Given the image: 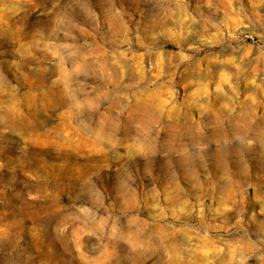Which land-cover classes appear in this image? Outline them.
<instances>
[{
  "label": "rangeland",
  "instance_id": "1",
  "mask_svg": "<svg viewBox=\"0 0 264 264\" xmlns=\"http://www.w3.org/2000/svg\"><path fill=\"white\" fill-rule=\"evenodd\" d=\"M255 2L254 9L253 0H242L245 12L252 19L251 22L244 20L248 27L234 29L235 39L221 23L226 7L221 0H213L212 7L206 0H183L182 3L107 0L110 13L120 12L111 29L101 16L99 29L82 25L85 31L72 28L67 36L68 29L53 35L54 25L50 21L62 9L77 19L75 6L68 7L71 0H30L25 6L26 12L19 17L0 18V119L9 115L10 108L19 114L18 120L8 121L9 131L0 135V236L14 246H21L25 228L30 224L36 253L49 254L45 264H61L51 258L56 249L47 241L41 225L47 218L62 213L63 192L89 181L93 185L88 189L90 195L102 201L106 208L114 207V214L121 217L117 227L123 235L132 243H145L143 250H129L120 264H206L202 252L193 255L187 249L201 243L196 233L203 235L206 228L215 239L217 225L222 221L230 223L232 212L242 210L245 228L252 232L253 224L249 223L252 209L264 203V182L257 179L253 162H249L243 176L230 169V186L221 188L213 178L214 186L210 187L201 178L202 186L195 189H190L183 179L178 183L157 182L153 188L140 172L138 163L127 159L116 167L111 164L101 167L94 160L84 166L81 160L104 154L87 141L77 146L57 139L56 133L62 128H66L65 138L72 136V129L67 127V118L58 112V97L64 92V84L53 85L52 81L61 76L59 58L54 52L61 45H71L70 49L60 48L66 67L70 69L72 61L82 55L89 56V63L98 60L117 82L122 77L120 90L131 99L134 113L148 116L163 112L165 119L178 116L183 122L185 117L199 120L205 109L215 113L222 104L234 101L237 113L247 110L249 118L259 124L264 121V4ZM81 3L87 8L95 0H81ZM233 6L239 9L240 0ZM185 15L191 18L181 23ZM228 23L231 25V21ZM69 52L75 55L69 57ZM181 52L191 59L182 61ZM248 52L250 55H246ZM225 76L230 78L235 91L225 83L223 93H218L216 88ZM252 80L255 84L250 83ZM82 83L89 92L105 86L98 72ZM113 89L110 86L108 90ZM250 96L255 97L254 113ZM127 103L121 96L111 102L104 101L101 110L114 114L116 108ZM172 105L176 107L169 117L166 113ZM45 120L57 123L43 128L41 124ZM12 131L20 133V139H7ZM21 144L23 154H18ZM54 146L64 156L62 169L42 159ZM74 154L75 162L71 158ZM125 168L132 179L124 173ZM152 178L156 179L154 169ZM114 184L118 196L113 195ZM25 186L33 198H29ZM240 189H245L243 198ZM155 191L159 193L158 199L154 197ZM225 195L233 199L229 203L231 211L222 216L215 210ZM122 205L125 206L121 208ZM104 214L103 209L98 213ZM173 248L175 251L169 259L166 249ZM121 254L122 249L118 248L115 255ZM74 260L88 264L87 257L76 256ZM91 264H109V261L101 258Z\"/></svg>",
  "mask_w": 264,
  "mask_h": 264
},
{
  "label": "clouds",
  "instance_id": "2",
  "mask_svg": "<svg viewBox=\"0 0 264 264\" xmlns=\"http://www.w3.org/2000/svg\"><path fill=\"white\" fill-rule=\"evenodd\" d=\"M182 2L183 0H177V3ZM206 2L209 7L213 6V0H206ZM236 2L237 0H221V3L226 6L225 19L221 23L229 29V35L234 39L237 38L234 35V29L248 27L244 20L249 19L251 22L252 19L245 12L242 0H240L239 9L233 6ZM259 2L264 4V0ZM28 3L30 0H0V18L19 17L20 13L26 12L25 6ZM73 6H75L77 19H72L68 10L62 9L50 21L54 25L53 35L65 29H68L65 35H70L72 28L83 32L85 29L82 25L99 29L102 23L101 16H104L105 22L111 29L115 18L120 16L119 10L115 13L108 11L107 0H95V3H88L87 8L82 6L81 0H71L68 7ZM256 6L253 0L254 9ZM40 15L44 14L40 13ZM255 15L259 18V13ZM190 18L185 15L181 23ZM214 26L220 27V25ZM60 48L70 49L72 46L61 45ZM60 48L54 52V55L59 58L58 66L61 76L52 83L53 85L64 84V92L58 97V112L67 118V127L72 129V136L65 138L66 128H62L56 133V137L59 141L77 146L87 141L104 154L81 160L82 165L89 166L94 160L101 167H106L108 164L116 167L127 159L138 163L140 172L153 188L157 182L178 183L183 179L190 189H195L202 186L201 178L207 181L210 187L214 186L213 178H215V184L221 188L230 186L232 184L230 169L237 175H246L251 161L256 165L257 179L264 182V121L257 124L254 119L249 118L250 113L247 110L237 113L234 101L222 104L215 113L205 109L199 120L185 117L183 122L178 116L165 119L163 112H153L148 116L141 112L134 113L131 108V99L120 90L122 77L121 81L117 82L98 60L89 63L88 55H82L80 59L73 60L69 69L66 67V60ZM74 55V52H69V57ZM180 55L182 61L191 59L183 52ZM246 55H250V52ZM97 72L105 86L103 89H93L89 92L82 80L95 76ZM225 83L235 91L230 78L225 76L221 85L216 88L218 93H223L222 85ZM250 83L255 84V80ZM110 86H114L112 92L108 90ZM204 95H208L206 90ZM121 96L128 100V103L116 108L114 114H109L107 109L101 110V104L104 101L111 102ZM249 99L253 102L251 112L254 113L255 97L250 96ZM175 107L172 105L167 109V116H173ZM8 113L7 117L0 119V135L9 131L7 126L9 120L19 119V114L13 109H8ZM50 123L54 126L57 122L45 120L41 127L47 128ZM20 135L12 131L6 138L18 140ZM23 147L24 145L21 144L17 148L18 154H23ZM105 156H108L107 160ZM71 158L75 162L76 154ZM137 158H139L138 161ZM42 159L50 160L59 169L64 167V156L56 150L55 146ZM153 169L156 172V179L152 178ZM123 171L128 179H132L127 168ZM92 174L96 173L93 171ZM92 187L89 181L84 186L63 192L60 196L62 213L47 218L41 225V231L47 241L53 243L56 249L51 258L59 260L61 264H81L80 260H74L76 256L87 257L88 264L99 261L101 258L108 260L109 264H120L121 260L127 258L129 250L137 252L145 248L144 242L132 243L123 235L117 227V221L121 217L114 214V207L106 208L102 201L95 200L90 195L88 189ZM25 190L29 198H33L27 186ZM244 192L245 189H240L239 194L242 198ZM113 195H119L115 184ZM158 196V191H155L154 197L158 199ZM232 199L226 195L222 196L220 206L215 211L222 216L231 211L229 203ZM89 204L92 206L89 207ZM124 206L122 205L121 208ZM156 207L159 205L157 204ZM102 209L105 214L100 216L98 213ZM200 215L203 217V208ZM249 223L253 224L252 232L245 228L243 211L232 212L230 223L222 221L221 225H217L215 239L210 237L206 228L203 235L196 233V238L201 243L187 251L193 255L196 252H202L206 264H250V262L264 264V227H261L264 223V203L258 209H252ZM31 231L32 227L29 224L25 228L24 242L18 247L0 236V264H45L50 256L47 252L39 255L36 253V244L33 242ZM191 239L192 237H189V240ZM65 244L68 247H65ZM118 248L122 249V254L117 257L115 253ZM173 251L175 250L166 249L169 259L172 258ZM176 255L178 256L179 253L176 252Z\"/></svg>",
  "mask_w": 264,
  "mask_h": 264
},
{
  "label": "bare ground",
  "instance_id": "3",
  "mask_svg": "<svg viewBox=\"0 0 264 264\" xmlns=\"http://www.w3.org/2000/svg\"><path fill=\"white\" fill-rule=\"evenodd\" d=\"M170 246H171V245H170ZM175 247H176V244H175ZM173 249H174V248H173ZM173 249H172V250H173ZM175 249H176V248H175Z\"/></svg>",
  "mask_w": 264,
  "mask_h": 264
}]
</instances>
